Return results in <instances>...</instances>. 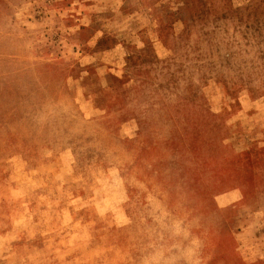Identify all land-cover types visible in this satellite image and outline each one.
<instances>
[{
	"label": "rangeland",
	"instance_id": "374dc122",
	"mask_svg": "<svg viewBox=\"0 0 264 264\" xmlns=\"http://www.w3.org/2000/svg\"><path fill=\"white\" fill-rule=\"evenodd\" d=\"M0 264H264V0H0Z\"/></svg>",
	"mask_w": 264,
	"mask_h": 264
}]
</instances>
